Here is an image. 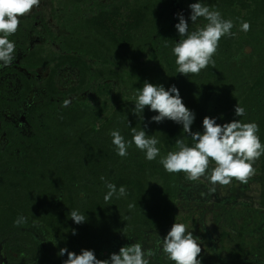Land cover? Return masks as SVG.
I'll use <instances>...</instances> for the list:
<instances>
[{"label": "rangeland", "instance_id": "rangeland-1", "mask_svg": "<svg viewBox=\"0 0 264 264\" xmlns=\"http://www.w3.org/2000/svg\"><path fill=\"white\" fill-rule=\"evenodd\" d=\"M193 2L195 0H40L38 6L20 17L17 31L9 36L16 44V58L0 68V141L11 145L8 148L11 154L6 149L1 154L0 196L6 189L4 175L9 169L20 168L22 162L28 165L27 170H32L38 183H48L51 179L59 192L46 198L47 205L45 198L36 200L35 215L24 213L22 222L0 228V264H53L60 247L77 253L83 248L93 249L98 259H107L122 245L133 242H140L146 249H156L157 239L166 235L175 218L199 238L201 264H264V155L255 161L253 174L246 182L233 178L226 185L213 186L206 176L193 181L183 172L168 175L158 163L159 158L149 162L143 158V152L131 145L126 156H119L120 161L131 166L130 169L136 161H147L144 179L150 189L157 187L154 189L162 191V197L156 201L167 207L161 220L165 225L139 231L114 229V226L118 220L129 223V218L141 215L152 206L150 199L142 200L138 206L117 193L105 201L106 183L116 185L118 182L117 189L124 183H119L114 172L108 175L111 161L100 165L98 160L92 159L91 165L87 164L89 155L83 148L88 141L97 146H112L109 132L117 126L121 130L128 120L126 114L137 117L131 112L134 93L146 80L163 83L165 87L175 82L183 102L189 87L203 93L204 81L209 82L214 90L205 105L201 95L197 105H187L196 114L192 130L202 131L205 115L218 117V123L238 118L234 117V106L239 104L245 108V115L240 119L255 122L264 143V0H203L209 7L220 10L234 25L231 30L234 34L220 38L209 63L225 81L221 83L215 75H210L203 82L201 79L193 83L184 81L187 84L182 86L171 51L160 58L155 50L161 47V38L167 31L180 39L174 27L178 22L176 13L183 12L188 18L189 4ZM101 11L106 15L94 20ZM135 11L148 15V25H140L139 29L132 27ZM243 21L250 24L247 32L240 30ZM202 23L203 18H200L197 25ZM150 27L157 30L153 37L159 38L154 55L151 43L145 42L143 55L134 59V50L128 49L126 37L135 32L136 44L143 45ZM66 100L69 101L67 106ZM125 100L132 104H125ZM32 105L39 106L35 114L36 129L25 119ZM141 114L145 116V120H141L142 127L149 135L157 136L152 130L164 128L166 124L175 128L169 149L163 142L159 143L161 155L175 150V140L186 135L180 130L181 125L171 120L159 124L151 122L148 118L154 113L148 111V106ZM7 132L12 137L5 140ZM79 137L75 151L71 143ZM25 141L29 145L26 149ZM13 143L21 144V150H15ZM187 143L192 144L191 137H187ZM28 156H37V159L28 163L24 160L29 159ZM75 161L77 163H73ZM66 165L71 167V172ZM212 166L214 162L210 161ZM96 172L102 174L101 182L94 176ZM67 189L72 191L77 211L82 215L86 200L93 197L96 202L104 203L105 211L116 212L112 221H106L110 223L108 231L87 236V228L97 225L95 219L89 223L73 222L69 216V199L63 201ZM127 204L129 207H125ZM98 205L96 210H100ZM148 216L144 215V219ZM46 217L57 225L59 233L43 219ZM72 229L77 230L76 235H72ZM19 247L27 250L23 256L17 252ZM66 258L67 254L63 259ZM149 264L174 262L157 250L156 256L149 258Z\"/></svg>", "mask_w": 264, "mask_h": 264}, {"label": "clouds", "instance_id": "clouds-1", "mask_svg": "<svg viewBox=\"0 0 264 264\" xmlns=\"http://www.w3.org/2000/svg\"><path fill=\"white\" fill-rule=\"evenodd\" d=\"M39 3L40 0H0V68L10 65L16 58V44L9 36L17 31L20 17ZM189 8L188 18L183 12L176 13L178 22L174 27L180 39L171 47L176 74L186 76L206 68L217 50L220 38L234 34L231 31L234 26L232 20L225 19L220 10L209 7L203 0H195L189 4ZM200 18H203V23L197 25ZM249 28L247 21L240 24L241 31L247 32ZM134 96L135 103L131 109L133 114L140 118L148 106V111L154 113L148 118L151 122L159 124L166 119L171 120L181 125V131L186 135L175 140V150L161 155L158 138L147 134L144 127L140 130L132 128V138L127 141L118 129H113L109 135L117 155L121 157L126 156L128 148L134 144L143 152L146 160L159 158L158 163L166 172H183L188 180L193 181L206 176L214 186L217 183L226 185L233 178L246 182L253 174V164L264 155V143L258 135V126L255 122L240 119L245 115V108L239 104L234 106V117L238 118L218 123V117L205 115L202 131H193L191 126L196 114L183 102L177 85L165 87L163 83L154 84L146 80ZM68 103L66 100L65 106ZM142 119L145 120L144 115ZM188 136L191 137V145L187 143ZM210 161L214 162V166L210 167ZM106 188L105 201H109L114 194L123 196L127 192L123 185L117 189L111 182L106 183ZM70 218L75 224L86 220L76 210L70 212ZM23 219V216L18 217L16 222L20 223ZM76 232V229H72V235H76ZM157 250L174 264H201L198 259L202 251L199 238L184 223L177 222L176 218L166 235L157 239L156 249H146L140 242H133L122 245L107 259H98L95 251L89 248H83L77 253L69 251L67 247H60L57 255L64 257L67 254L63 264H149V258L156 256Z\"/></svg>", "mask_w": 264, "mask_h": 264}, {"label": "trees", "instance_id": "trees-1", "mask_svg": "<svg viewBox=\"0 0 264 264\" xmlns=\"http://www.w3.org/2000/svg\"><path fill=\"white\" fill-rule=\"evenodd\" d=\"M104 15H106V12L101 11L99 15L97 16L98 18L96 17L94 18V20H100L99 18H101V16H104ZM133 16L135 17V22L132 27H134L135 29H139L140 25H143V24L148 25L149 17L146 13H144V11H138V12L135 11ZM148 31H149L148 33L149 35L146 36L144 43H142L143 45L136 44V38H138V36L135 32H133L132 36L131 35L128 36L129 34L127 35L126 37V39L128 40L127 47L128 49H132V51L134 50V55H133L134 59L138 57L140 58L143 55V52L145 51V48L147 46L145 42L151 43L150 47L153 48V55H154L155 45L156 43H158L159 38L158 37L154 38L153 34L157 33L156 32L157 30L154 27H150ZM167 32L162 36V38L160 36L163 42L161 44V47L159 46V50L158 51L155 50V55L157 54L160 55V58H165V56L168 55L169 51H171V47L174 46V44L177 42V39H175L174 34L169 35ZM172 57L175 59L174 56ZM214 69H215L214 66L212 67V65L209 66L208 64L207 67L204 68L203 73H202V70H203L202 69L199 73H195V74L190 73L188 74V76L180 74V77H177V78L182 86H186L187 84V83L185 84L184 81L193 83V81H198V79L200 81L201 79L203 82V80L207 76H210V75H215L216 78H218L217 80H219L221 83L224 82L225 80L223 81L222 74L218 73L217 70H214ZM206 72L208 73L206 74ZM204 83L206 84L205 85L206 90L203 93L202 92L198 93L196 91L197 89H195L194 87H189L187 89V92H185L186 90L184 91L186 95L184 103L186 104V106L188 105L189 107H193L197 105V101H199L200 95L202 96L201 100L204 99L203 105H205V101L208 99L209 96H211V93L213 92L214 87H212L209 82L204 81ZM172 84H175V82H173ZM196 86H200V84H197ZM124 102L127 105L132 104V101L126 102L125 100ZM38 107L39 106L36 105L33 107V109H35L36 111ZM83 111L84 113H86L87 111L86 108L83 109ZM30 115H31V112L28 115L29 118H30ZM126 116L128 118L127 123L124 126H122L121 130L119 129V126H117V129L120 131L121 135L125 139L131 140L132 128H135L136 130H140L142 128L143 124L141 123V120L143 116L142 114L140 115V118L138 116L134 117L132 114L131 115L126 114ZM166 125L164 126V128L163 127L154 128L152 130V132L154 131L152 134L157 133L158 135L156 137L158 138L159 142H163L166 148L169 149L168 146L170 143V138L175 128L174 126H171V125L166 126ZM181 128L182 126H180V130ZM146 132L147 134H150L148 131ZM11 137L12 135L7 132L6 139L11 138ZM189 138L190 136H188V139ZM36 139H38V137ZM262 139H263V136H262ZM39 141L40 140H38L37 142ZM79 142H80V137L77 138L76 140L74 139L71 143V146L72 148L75 149V151H77L78 149L77 145L79 144ZM12 145L15 147V150H21V144L13 143ZM24 145H25V149L26 147H29L26 141ZM10 146L11 145L9 143L4 144L2 141H0V160H2L1 154H3L4 149L8 151V154H11L10 153L11 150L10 152L8 150ZM83 149L89 155V160L87 162V164L89 165H91L90 160L92 159L98 160L100 165H105L108 163V161H111L112 169H110L111 170L110 172L107 170L108 175L111 172H114L115 175L117 176L116 179H118L119 183L120 182L124 183V186H126L127 192H126V195H123V196L127 197L128 201L129 200L133 201V203H135L138 206L141 205L142 200L143 202H147L148 199H150L151 201L152 206H149L148 207L149 209L148 208L144 209L141 215L136 214L132 218H129V223L118 220L114 226V229H116V227L118 228L120 227L123 230H125L126 228H132V229L139 231L144 228L161 227L166 224L165 222L163 223V221L161 220L163 219L164 213L166 214L167 212V207L160 206L158 204V201H156V199L158 200L162 197L163 193L161 190L154 189L157 187L150 189V187H148V182L144 179V176H143L145 173L144 170L147 167V163H146L147 161H145L144 159L141 162H139L140 160L136 161L134 163L135 165L134 168L130 169L131 166H129L127 163H124L123 161H120L119 155H117L115 151V146L113 144L112 146L107 145V144L105 145L101 144V146H97L95 142L88 141L86 146ZM20 153L22 154L23 151H20ZM28 157L29 159H24L25 161H28V163H31V161H34L37 159V156L36 158H33V157L31 158L30 156ZM149 162H152V161H149ZM73 163H77V161ZM27 167L28 165L25 162H22L20 165V168L9 169L8 174L6 173L4 175V178L6 179H3V181H4V185L6 186V189L4 190L3 196H0L1 198L0 200V228L3 226L10 227V225L13 224V222H16L18 217L23 216L24 213H32L33 215H35L34 212L37 209L36 200L45 198L44 202L47 205L46 198H51L53 193L59 192V190L56 191L54 189L55 183L52 182L51 179L48 180V183H45V182L38 183V178L32 173L31 169L27 170ZM65 168H67L69 172L72 171L71 167H69L68 165H66ZM47 171L49 172L50 169ZM94 172L95 171H93V173ZM172 174L173 173H169L168 175L172 176ZM95 175H97V180L101 182L102 181L101 179L103 178L102 174L96 172L94 176ZM170 180L172 179L168 178L169 182H171ZM116 186L118 187V182L116 183ZM168 190H170V188H168ZM71 195H72V191L70 189H67V192L63 196V201L66 202L69 199V216H70V212L73 210L77 211V207H78V205L75 206V200H73V197ZM116 199L120 200V197L116 196ZM97 202L95 201L94 197L90 198L86 200L84 207H83V213L86 219L84 223H89L92 219L93 220L95 219L96 224H97L95 226H91L90 228H87L88 230L87 236H89L90 234H100L101 232H103V230L108 231V227L110 226V223L106 221H109V220L112 221L111 218L116 217V212H112L111 209L109 210L107 209L105 211V208L103 206L104 203L101 200L100 201L97 200ZM97 204L100 205V206L98 205L100 210H96L97 208L95 209ZM39 207H42V206H39ZM125 207H129V205L127 204L125 205ZM52 214H55L54 210L52 211ZM147 214H149V216L146 219H144V215H147ZM43 219L47 223H49V225L54 230H56V232L59 233V228L53 221H51L50 219L48 220L47 217ZM93 231L94 232L96 231L97 233H93ZM25 251L27 250L19 247L17 252L19 255L23 256ZM63 260H64L63 257L56 256L53 260V264H63Z\"/></svg>", "mask_w": 264, "mask_h": 264}, {"label": "flooded vegetation", "instance_id": "flooded-vegetation-1", "mask_svg": "<svg viewBox=\"0 0 264 264\" xmlns=\"http://www.w3.org/2000/svg\"><path fill=\"white\" fill-rule=\"evenodd\" d=\"M34 106H36V105H32L31 108L28 110V112L25 114V119L27 121H29L32 124V126H34L35 129H36L37 123L35 122V119H36L35 114H36L37 110L35 111V109H33ZM30 112H31V115H30V118H29L28 115H29ZM5 140H7V139L5 138Z\"/></svg>", "mask_w": 264, "mask_h": 264}]
</instances>
